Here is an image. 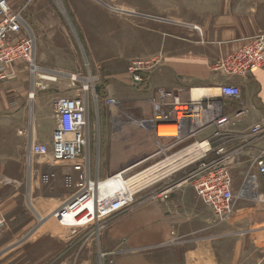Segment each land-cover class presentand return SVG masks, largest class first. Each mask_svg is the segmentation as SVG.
<instances>
[{
	"label": "crops",
	"instance_id": "1",
	"mask_svg": "<svg viewBox=\"0 0 264 264\" xmlns=\"http://www.w3.org/2000/svg\"><path fill=\"white\" fill-rule=\"evenodd\" d=\"M69 6L74 8L75 22L82 38H105L109 48L106 54L99 55L93 49L96 43L87 41L91 72L98 79L96 71L104 64L106 97L114 100L107 104V123L111 125V122L122 118L127 124L136 125L138 117L149 121L153 117V104H159L165 110L172 97L190 101L195 99L192 92L197 88L213 90L212 94L199 98L210 104V115L218 113L232 119L224 130V143L230 156L228 169L233 190L234 182L254 179L255 159L264 154V66L243 76L227 77L216 70L215 65L248 38L264 34V0H220L218 11L210 12L217 16L205 17L201 21L194 16L186 20L173 16L163 19L156 12L141 10L139 5L129 1H123L122 5L108 4L109 8L118 11L108 15L96 14V6L87 0L77 1L74 6L70 3ZM147 21H164L173 28L164 30L160 25H147ZM34 39L35 67L26 71V63H16L11 76L0 82V175L4 167L21 165L22 143L28 151L33 143L51 145L57 120L52 100L39 91L44 88V74L65 72L69 75L72 72L62 71L59 61L54 63L42 38L39 37L38 46L35 35ZM135 59L154 62L152 68L143 71V82L137 87L133 86L127 71ZM74 71L83 77L81 69ZM224 83L238 86L239 96L233 99L221 96L218 88ZM99 86L104 87L101 83ZM30 92L34 93L32 99L29 98ZM161 92L166 94L161 96ZM26 99L31 101L30 113L25 109ZM132 109L139 110L138 117ZM88 120L90 123V111ZM257 124L261 129L253 132ZM149 127L155 134L153 125ZM212 129V126H207L179 142L203 138ZM162 139L173 141V138ZM59 166L63 168L60 175L70 171L68 164ZM15 177L11 174L6 181H15ZM255 183L257 187L254 189L263 192V184L257 179ZM188 186L180 184L168 199H150L149 193L142 192L135 196L130 207L110 216L99 234L100 248L109 263L211 264L212 210ZM138 204L140 206L136 207ZM115 217L117 220L114 222L112 219ZM111 220L113 223L108 224ZM34 230V226H20L11 231L9 238L0 241V264H3V252L7 247L13 249L23 241V245L32 244ZM12 249L5 253L11 254V259L17 264L18 251L15 253ZM27 261L32 262L33 258Z\"/></svg>",
	"mask_w": 264,
	"mask_h": 264
},
{
	"label": "rangeland",
	"instance_id": "2",
	"mask_svg": "<svg viewBox=\"0 0 264 264\" xmlns=\"http://www.w3.org/2000/svg\"><path fill=\"white\" fill-rule=\"evenodd\" d=\"M8 1L14 10L21 11L32 34L36 37L37 46L40 37L54 63L59 61L62 71H72L69 75L64 74L65 72L44 74V76L52 75L56 79L53 81L45 79L44 88L39 91L40 93L53 103L59 96L85 95L81 90L83 79L90 88L99 86V83L104 86L101 87L102 90L100 88V97L97 99L91 90H88L90 126L87 153L92 167L91 177L95 174L97 179H104L119 170L135 166L132 168L134 171L152 163L160 155L172 152L188 143H175L154 134L150 130L148 120L138 117V109H132L138 117L136 125H129L122 118L111 122V125L107 123L106 68L101 63L96 71L98 79L94 77L89 65L90 48L87 43L90 41L96 43L93 49L99 55L106 54L109 48L105 44V38H82V32L75 22L74 8L69 6L70 3L74 6V3L80 0H34L27 5H24L22 0ZM123 1L139 5L141 10L156 12L163 19L173 16L186 20L194 16L199 21L209 16L216 17L217 15H211L210 12L216 13L220 5V0H87L96 6L94 10L98 15L116 14L115 12L118 11L107 5H111L112 2L122 5ZM146 24L160 25L164 30L173 28L170 23L164 21L157 23L147 21ZM103 35L105 36L106 33ZM24 67L26 71L29 68L26 64ZM74 69H81L83 77L78 76ZM71 75L77 78L75 82H72ZM24 104L26 111L30 113L31 101L26 99ZM21 146V165L4 167L3 174L0 175V208L6 217L5 226L0 232V241L9 238L11 231L26 225L34 226L35 230L32 232L34 241L29 246L23 245L25 242L23 241L13 249L7 247L3 252V264H16L14 259H11V254L5 253L11 249L15 250V253L16 250L18 251L17 264H110L99 245V234L107 225L106 220L110 216L99 221V229L87 227L75 232L72 228L60 225L51 213L72 195L76 190L75 185L71 187L65 185L66 173L60 175L63 168L59 165L63 164L62 162L53 163L48 157L30 156L24 143ZM69 168L70 171L73 170L72 167ZM191 170L189 168L181 171L170 181L182 184L183 178ZM11 174L16 176V179L12 178L15 181L7 180L8 183H5ZM71 174L76 177V174ZM43 175H47L49 179L43 181ZM116 181V186H124L122 180ZM189 182L184 183L189 184L188 187L193 189ZM252 183L251 185L250 182H234L236 196L233 202L234 209L226 218L220 220L214 216L213 211L211 212L209 248L211 264H264V197L262 192L254 191L256 183L255 181ZM249 186L252 197L246 195ZM253 192H257L259 197L254 196ZM139 206L138 204L136 207ZM39 216L46 218L41 222L42 224ZM112 220L115 222L117 218ZM112 220L108 224L113 223ZM32 258V262L27 261Z\"/></svg>",
	"mask_w": 264,
	"mask_h": 264
},
{
	"label": "built area",
	"instance_id": "3",
	"mask_svg": "<svg viewBox=\"0 0 264 264\" xmlns=\"http://www.w3.org/2000/svg\"><path fill=\"white\" fill-rule=\"evenodd\" d=\"M22 1L27 5L34 0ZM34 49V35L21 11L14 10L8 0H0V82L11 76L12 68L16 63H26L30 69H33ZM153 65L152 60L135 59L130 62L127 71L131 75L133 86L137 87L143 82V71L149 70ZM262 66H264V34H258L248 38L240 47L219 59L215 68L227 77H235L246 75ZM70 78L72 82L77 79L74 75ZM81 90L85 93L81 97L59 96L54 99L52 107L57 126L51 135V147L42 143H33L29 149L30 156L48 157L53 163L68 164L76 174V177L71 173L64 175L65 185L67 187L75 185L76 190L62 206L51 213L60 225L72 228L75 232L87 227L99 229V221L130 207L134 203L135 196L146 190H151L150 199H168L170 193L181 184L170 181L171 178L189 168L192 170L183 178V183L190 181L196 195L212 209L214 216L222 220L232 213L236 196L228 169L230 156L224 143V130L232 123L229 116L218 113L210 115V104L200 98L182 101L178 97H172L165 105V110L161 109L159 104H153V117L148 122L153 125L155 134L160 123L175 124L178 133L173 137L175 143L207 126H212L213 129L203 138L194 139L172 152L160 155L152 163L134 171L132 168L135 166L128 167L104 179H97L94 166V176L91 177L92 167L87 153L88 90H91L96 99L100 97L101 90L100 86L95 85L90 88L85 82ZM218 91L221 96L229 99L236 98L240 94L239 87L231 83L219 86ZM165 94L161 92V96ZM32 97L34 93L30 92L29 98ZM105 102L112 104L114 100L107 97ZM259 129L261 125L257 124L253 127V132ZM255 166L256 175L253 180H259L264 186L263 153L256 157ZM42 179L47 181L49 177L43 175ZM113 179L122 180L127 186L129 184L131 191L114 188ZM256 187L257 184L254 188ZM253 193L254 196L259 197L257 192ZM262 195L264 197V187ZM5 223L6 217L0 208V232Z\"/></svg>",
	"mask_w": 264,
	"mask_h": 264
},
{
	"label": "bare ground",
	"instance_id": "4",
	"mask_svg": "<svg viewBox=\"0 0 264 264\" xmlns=\"http://www.w3.org/2000/svg\"><path fill=\"white\" fill-rule=\"evenodd\" d=\"M44 77H45V79L51 80V81H53V80L56 79V77H54L52 75L51 76H44ZM211 92H214V91L213 90H211V91L210 90H206L204 88H197V89L194 90V93L192 92V94L194 95L193 98L199 99V97H203V95L209 94ZM156 131H157V134L159 136H161V137L173 138L174 136L176 137L178 135V133H177V127L175 126V124H163V123H160L157 126V130ZM113 180H115V181L112 182V186H114V188L115 187H119V189H124V190H127L128 189V191H131V190H129V189H131V186L129 184L127 186V185H125V183L122 182V184H124V186H122V185L121 186L120 185L116 186L117 181H116V179H113ZM250 184L252 185V181H250ZM251 193L252 192H251V189H250V186H249V188L246 191V195L248 197H252L251 196L252 195ZM39 219H40V223H41L46 218L39 216Z\"/></svg>",
	"mask_w": 264,
	"mask_h": 264
},
{
	"label": "water",
	"instance_id": "5",
	"mask_svg": "<svg viewBox=\"0 0 264 264\" xmlns=\"http://www.w3.org/2000/svg\"><path fill=\"white\" fill-rule=\"evenodd\" d=\"M97 90H98V88H97Z\"/></svg>",
	"mask_w": 264,
	"mask_h": 264
}]
</instances>
